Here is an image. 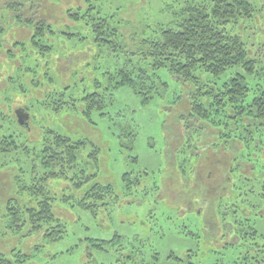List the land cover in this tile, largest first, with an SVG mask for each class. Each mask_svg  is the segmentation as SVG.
I'll use <instances>...</instances> for the list:
<instances>
[{"label":"rangeland","instance_id":"obj_1","mask_svg":"<svg viewBox=\"0 0 264 264\" xmlns=\"http://www.w3.org/2000/svg\"><path fill=\"white\" fill-rule=\"evenodd\" d=\"M203 1L99 0L98 4L104 14H116L125 43L138 44L157 36L160 29L172 27L188 5ZM249 1L256 10L253 18L240 21L233 28V33L246 44L249 57L257 62V73L247 78L253 88L247 101L256 97L254 87L264 81V0ZM62 20L54 27L61 31L53 37L50 54L35 49L29 40L33 33L14 28L12 18L4 26L7 47L11 38L25 46H20L14 56L0 53V88L5 83L0 89V131L10 129L7 133L14 135L20 147L0 159L6 162L0 168V250L14 261L18 258L13 253L27 255L29 259L23 264H263L255 260L254 253L253 259L246 261V247H255V243L249 241L245 247L237 244L228 224L238 220L246 229L252 227L264 236V139L259 149L252 142L251 150L241 154L251 166L233 168V185L229 184L233 198L227 202L229 188V196L218 201L213 219L211 199L205 193L197 194L196 189L199 185L209 189V183L205 185L204 181L216 172L211 161L204 158L197 168L201 180L196 183L193 153L186 154L187 141L180 142L181 130L190 120V106L196 102L193 84L161 69L157 71L159 81L167 86L153 96L139 94L129 86L112 91L117 78L111 75L136 56L100 47L87 26L70 24L64 17ZM237 71L245 74L243 69ZM33 81L39 83V91ZM22 85L27 90L23 96L17 92ZM53 91H64L67 105L60 112L55 110L58 96H52ZM94 92L104 95L106 106L102 111L94 110L88 121L83 98ZM20 109L30 116L26 126L18 121ZM210 119H216L219 125L230 122L224 111L215 114L212 110ZM49 131L87 143L80 160L86 171L91 168L87 157L93 145L99 147L97 181L112 185L119 197V201L109 199L108 205L92 210L80 204L86 189L77 191L68 180L49 181L46 187L55 199L54 213L66 227L64 237L55 242L44 232L32 236L11 233L4 218L9 198L29 205L40 199L20 191L19 185L29 186L33 178L45 173L36 152L51 136ZM197 134L192 140L193 149L204 156L202 152L212 143L198 144ZM214 156L213 152L211 160ZM220 158L227 159L224 152ZM231 160L223 165L225 176ZM129 173L131 179L139 177L140 185L126 188L123 176ZM101 242L106 243L103 248L98 246Z\"/></svg>","mask_w":264,"mask_h":264},{"label":"trees","instance_id":"obj_2","mask_svg":"<svg viewBox=\"0 0 264 264\" xmlns=\"http://www.w3.org/2000/svg\"><path fill=\"white\" fill-rule=\"evenodd\" d=\"M98 1L0 0V53L5 52L9 56H14L21 50L20 46H25L24 42L9 36L12 42L7 47L4 26L9 18L15 22L14 28L22 33H25L24 29L33 33L29 40L35 49L49 54L53 52V37L61 31V29L55 30L54 27L61 24L63 17L70 24L87 26L91 30L92 39L96 45L109 47L115 52L127 51L131 56H136L134 61L129 60L111 75L117 78L112 91L122 86H129L139 91V94L146 92L144 96H153L160 88L167 86L159 81L157 71L167 69L181 81L192 83L195 88L196 102L190 106V120L187 124L198 122L206 129L221 132L224 140L222 148L227 158L223 159V165L232 159L230 171L232 167L251 166L241 154L251 150L252 142L259 149L260 142L264 139V81L263 85L254 87L256 97L247 101L253 89L248 85L247 78L257 73V62L249 57L246 44L233 33V28L240 24V21L253 18L256 10L251 2L249 0H211L208 3L205 0L199 4H190L181 11V18L172 27L160 29L157 36L143 39L138 44H129L123 40L125 34L116 22V14H104L102 5L98 4ZM6 13H8L7 16ZM67 36L75 37L76 34L68 33ZM146 60L150 61L146 62ZM238 69H243L245 74L238 72ZM28 70L27 68L26 71ZM53 81L51 79V82ZM32 83L35 90L39 91V83L34 81ZM4 84L1 88H4ZM17 92L23 96L27 90L22 85L20 89L17 87ZM52 96H58L55 110L60 112L67 105L63 99L64 91L61 93L53 91ZM103 96L101 93L94 92L83 98L86 101L84 115L88 121L94 110L102 111L105 108L106 99ZM109 96L112 99L114 94L111 93ZM212 110L215 114L224 111L230 122L223 123V126L219 125L216 119L210 121ZM2 116L5 117V115ZM220 126L224 128L221 129ZM9 130L4 128L0 131V159L9 157L20 148L14 135L7 133ZM238 132H241L239 136H237ZM49 133L51 136L46 140L47 142L40 151L36 152L45 173L41 177L33 178L29 186L19 185L20 191H26L29 196L40 199L37 204L29 205L22 204L16 198H9L5 205L4 218L11 233L32 236L44 232L50 241L55 242L64 237L66 227L54 213L55 199L49 195L46 187L49 181L68 180L73 183L77 191L86 189L80 204L92 210L108 205L106 200L119 201V197L116 196L112 185L97 181V170L101 161L99 147L93 145V150L87 157L91 168L86 171L83 166L81 167L80 160L83 158L82 152L87 143L54 131ZM256 135L260 138L256 139ZM193 146L190 149L194 150ZM23 147L26 152H31L28 147ZM5 164L6 162L0 161V168H3ZM230 177L233 176L229 174L225 176L222 172L225 189L221 197H219L220 191L218 193L211 188L196 189L197 194L205 193L208 200L211 199L210 210H212L213 219L216 218L214 211L217 209L218 201L229 196L228 189L231 188L229 184L233 185L231 181H228ZM123 182L126 183L127 189H130L132 185H140L139 177L131 179V173L123 176ZM233 193L231 188L227 202H231ZM245 223H249V220ZM228 225L234 231L238 240L237 244L245 247L249 241L255 243V247L253 245L246 247L248 250L245 255L246 261L249 263L255 254V260L264 264V239H260L264 236L259 235L252 227L246 229L244 223L238 220ZM116 240L121 241V237H117ZM104 244L106 243L101 242L98 246L103 248ZM15 256L18 258L16 261L8 258L0 250V264H16V262L23 264L29 259L27 255L20 252L13 253V257Z\"/></svg>","mask_w":264,"mask_h":264},{"label":"flooded vegetation","instance_id":"obj_3","mask_svg":"<svg viewBox=\"0 0 264 264\" xmlns=\"http://www.w3.org/2000/svg\"><path fill=\"white\" fill-rule=\"evenodd\" d=\"M230 129H232V127ZM182 131H184L185 134H183ZM194 133H198L197 134V138L199 139L198 144H203V143L211 144L212 143L211 146H214V147L209 146L210 148L207 147V149H204V151L202 152L204 156H202L199 153V151L194 153L195 151L190 149V147L192 145H194L192 143V140L194 139ZM180 137H181L180 142L187 141V145L185 147L184 152L186 154L188 151H189V153H194L193 157L191 155H189V156H191L193 158L192 161L195 159V163L192 167H193V177L196 178V180H195L196 183L198 182V180H201V176H200L199 171H197V168L199 166L201 167L202 163L205 161L204 160V158H205L206 161H211V164L214 168V173L216 172V174L214 176L212 174H209L206 178V181H204V183H205V185L209 183L208 184L209 189L211 188V190L212 189L217 190L218 193L220 191L219 197H221V195H223V192L225 189L223 187V180H222L223 159L220 158V156L223 153L222 146H223V142H224V140L222 139V136H221V132L212 131L208 128L206 129L203 124H200L198 122H193L190 125L187 124L184 128H182ZM226 142H227V140H226ZM230 143H232V141ZM211 151H213L214 155H215L214 156L215 159H213V160H211V158H210L213 155V152L211 153ZM219 166H221V167L219 168ZM233 168H235V167H232V170L228 171L229 175H232ZM230 178H228V181H231V183H232L233 182L232 177H230ZM199 187H200V185H199ZM261 214H262V216H264V211H262Z\"/></svg>","mask_w":264,"mask_h":264},{"label":"water","instance_id":"obj_4","mask_svg":"<svg viewBox=\"0 0 264 264\" xmlns=\"http://www.w3.org/2000/svg\"><path fill=\"white\" fill-rule=\"evenodd\" d=\"M17 117H18L19 123L23 126H25L27 124L26 120H28L30 118L28 113H25L24 109L17 110Z\"/></svg>","mask_w":264,"mask_h":264}]
</instances>
